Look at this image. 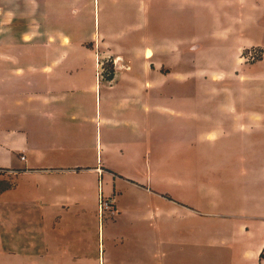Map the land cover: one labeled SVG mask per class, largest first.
I'll use <instances>...</instances> for the list:
<instances>
[{
  "label": "rangeland",
  "instance_id": "374dc122",
  "mask_svg": "<svg viewBox=\"0 0 264 264\" xmlns=\"http://www.w3.org/2000/svg\"><path fill=\"white\" fill-rule=\"evenodd\" d=\"M26 33H45L51 54L59 45L82 53L81 92L49 95L67 114L77 111L75 122L62 119L76 128L77 148L58 158L81 170L76 185L58 189L56 176L37 188L30 177L0 173L9 188L0 200L8 243L0 264L241 263V250L231 256L232 246H222V227L236 225L222 211L243 203L224 207L222 198L264 194V184L246 189L222 173V121L202 145L197 133L207 124L194 115L264 113V0H0V51L22 58L31 47L18 40ZM132 76L150 85V108L133 117L118 106ZM159 103L179 116L160 115ZM100 116L119 124L106 126ZM136 117L146 121V138L125 146L132 130L124 121ZM257 125L261 137L264 121Z\"/></svg>",
  "mask_w": 264,
  "mask_h": 264
},
{
  "label": "crops",
  "instance_id": "0c3cea01",
  "mask_svg": "<svg viewBox=\"0 0 264 264\" xmlns=\"http://www.w3.org/2000/svg\"><path fill=\"white\" fill-rule=\"evenodd\" d=\"M41 21L43 22L40 20L39 23ZM26 34H21L18 39L22 42H30L28 44L31 46L23 52L22 58L16 54L0 51V169L15 173L17 181L23 177H30L36 182L37 188L48 182L50 176L57 177L53 182L56 189L66 183L71 186L76 185L77 175L81 169L78 165H67L65 161H59L58 157L63 151L72 153L77 148L72 144L75 142L76 128L74 131L68 128L62 119H67L65 116H68L71 122H75L78 114L76 110L67 114L66 108L55 99H50L49 95L51 90L58 89H64L65 94L81 92L82 79L79 72H82L83 67L82 53L77 49L68 52L59 45L51 54L50 49L48 50L49 43H44V38H41L45 37V33L37 36ZM62 37L61 40H67L66 35ZM51 40L52 38H47V41ZM134 69L136 68L131 67L129 72ZM135 78L136 76H132L135 84L128 89L129 96L118 105L125 108L131 117L140 112L147 113L150 108L144 92L150 85ZM156 83L162 85L161 82ZM97 87L95 82L90 89L96 92ZM204 99L205 97L200 99L201 106ZM211 104L215 105V103ZM72 108L74 109L73 106ZM153 108L159 111L160 115L179 116L177 109L160 103ZM210 113V111L206 112L199 118L194 115V119L200 121L199 123L207 124L206 129H200L197 133L198 143L199 137L203 136L205 138L200 143L205 145L204 142L210 140L209 137L219 131L212 128L217 125L216 121L221 120L222 173L239 177L238 181L248 187L246 189L257 191L259 184H264V133L259 137L253 133V128L258 126L257 122L264 121V113L247 112L242 114L241 119L236 118L234 113H224L222 118ZM51 115L53 120H50ZM99 119L106 126L119 124L114 118L100 116ZM238 120L241 122L238 123ZM97 121L99 124L100 121ZM145 122L137 117L124 121L126 127L132 130V135L123 139L125 146L138 145L137 139L146 138L147 132L143 124ZM112 142L113 139L108 138V144L112 146ZM110 150L114 151V148ZM22 156L25 157L24 160H21ZM90 173L92 174L93 171ZM62 176H68L70 180L62 181L60 180ZM6 177L5 174H0V200L9 190L7 184L5 185L8 180ZM80 183L79 180L78 184ZM43 194L44 192L39 195ZM60 198L62 196L58 192L56 199ZM223 198V203L239 200L243 203V207L236 208L235 205L234 207L238 209L235 210L231 205L229 211H222V219L225 221L234 219L236 222L233 229L222 227V246H232L231 250L225 248L231 256L236 254L237 250L242 251V261L239 264H264V259H261L264 255V194L252 191L235 198L231 196ZM223 203L222 206L226 207ZM229 230H233L231 233L235 235L229 236ZM7 245L0 231V256L5 254Z\"/></svg>",
  "mask_w": 264,
  "mask_h": 264
},
{
  "label": "trees",
  "instance_id": "16d2710c",
  "mask_svg": "<svg viewBox=\"0 0 264 264\" xmlns=\"http://www.w3.org/2000/svg\"><path fill=\"white\" fill-rule=\"evenodd\" d=\"M114 80V73L113 71H111V74L108 77V81L112 82ZM261 259H264V255L261 256Z\"/></svg>",
  "mask_w": 264,
  "mask_h": 264
},
{
  "label": "built area",
  "instance_id": "2783aa9c",
  "mask_svg": "<svg viewBox=\"0 0 264 264\" xmlns=\"http://www.w3.org/2000/svg\"><path fill=\"white\" fill-rule=\"evenodd\" d=\"M24 159H25V157H24V156H22V157H21V160H24ZM4 172H7V170L0 169V173H4Z\"/></svg>",
  "mask_w": 264,
  "mask_h": 264
},
{
  "label": "bare ground",
  "instance_id": "6f19581e",
  "mask_svg": "<svg viewBox=\"0 0 264 264\" xmlns=\"http://www.w3.org/2000/svg\"><path fill=\"white\" fill-rule=\"evenodd\" d=\"M146 57L151 58V54L149 52H147Z\"/></svg>",
  "mask_w": 264,
  "mask_h": 264
}]
</instances>
